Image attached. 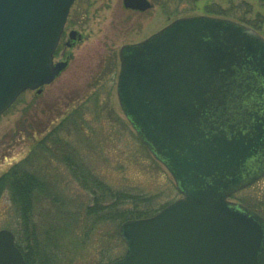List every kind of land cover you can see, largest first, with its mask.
<instances>
[{"label": "water", "instance_id": "water-1", "mask_svg": "<svg viewBox=\"0 0 264 264\" xmlns=\"http://www.w3.org/2000/svg\"><path fill=\"white\" fill-rule=\"evenodd\" d=\"M74 1L0 0V116L66 68L53 54ZM118 58L120 109L181 197L122 223L125 252L108 264H264V218L229 200L264 175V38L230 19L182 17ZM0 264H26L8 229Z\"/></svg>", "mask_w": 264, "mask_h": 264}, {"label": "rangeland", "instance_id": "rangeland-1", "mask_svg": "<svg viewBox=\"0 0 264 264\" xmlns=\"http://www.w3.org/2000/svg\"><path fill=\"white\" fill-rule=\"evenodd\" d=\"M149 1L152 8L145 12L125 9L122 0L73 2L64 40L71 30L77 32L78 38L71 47L61 45L54 57V62L68 58V67L51 84L42 87L40 94L23 92L0 116V176L14 163L33 158L42 167V176L54 183L68 207L75 208L79 202L89 204V195L78 187L61 160L62 147L68 146L73 152H80L83 163L97 179L113 189L148 198V204L130 205L131 209H156L181 197L169 172L140 143L120 109L116 95L119 49L145 40L175 19L210 16L205 15L207 5L233 10L244 17L246 22L242 24L264 38V0H202L193 11L171 17L154 0ZM73 109L76 126H83L76 131L67 125L59 134L60 142L55 143L58 137L54 127ZM47 138L51 141L45 142ZM43 141L45 147L49 143L47 147L52 148L49 153L38 149ZM263 194L264 176L236 191L229 200L250 198L262 202ZM261 211L264 218V208ZM16 223L9 193L5 191L0 197V230L12 231ZM94 230L80 240L79 257L70 258L69 264H108L122 257L125 244L109 225L102 222Z\"/></svg>", "mask_w": 264, "mask_h": 264}, {"label": "trees", "instance_id": "trees-1", "mask_svg": "<svg viewBox=\"0 0 264 264\" xmlns=\"http://www.w3.org/2000/svg\"><path fill=\"white\" fill-rule=\"evenodd\" d=\"M199 1L202 0H154L168 17L183 11H193ZM204 10L205 15L246 22L243 16L234 14L233 10H222L216 5H207ZM68 113L54 127L58 137L55 143L60 142L59 134L67 125L70 124L76 131L83 126L79 124L77 127L74 122L75 109ZM47 141L51 140L47 138ZM44 144V141L43 145L39 144L38 149L49 153L52 148L47 147L49 143L46 147ZM69 148L62 147L61 160L78 187L89 195V204L79 202L75 208L68 207L67 201L55 190L54 183L42 176V167L33 158L14 163L0 176V197L5 191L9 193L17 220L12 233L26 264H69L70 258L79 257L82 246L80 240H85L87 234L94 232V228L97 229L102 222L109 225L116 237L123 241L118 233L119 225L128 220L153 216L166 206L131 209L130 205L148 204V198L113 189L97 179L83 163L80 152H73ZM262 197V202L245 198L239 203L261 214L264 194Z\"/></svg>", "mask_w": 264, "mask_h": 264}, {"label": "flooded vegetation", "instance_id": "flooded-vegetation-1", "mask_svg": "<svg viewBox=\"0 0 264 264\" xmlns=\"http://www.w3.org/2000/svg\"><path fill=\"white\" fill-rule=\"evenodd\" d=\"M67 19H68V18H67ZM65 32H67V21H66V23H65V25H64V29H63L62 34H61V37H60V39H59L58 46H57V48H56V50H55L54 57H55V56L57 55V53L59 52V49L61 48V45L64 46V48H65V47H71L72 45L75 44V41H74L75 38H76V37L78 38V36H77V32L71 30V31L68 32V38H67L66 41H65V40H64V38H65ZM56 62H64V61L59 60V61H56ZM65 62H67L66 67H68V65H69V60H68V58L65 59ZM65 69H66V68H65ZM60 74H61V73H60Z\"/></svg>", "mask_w": 264, "mask_h": 264}]
</instances>
